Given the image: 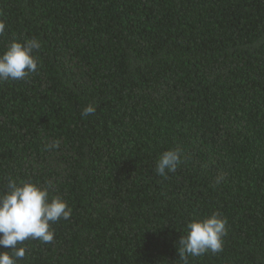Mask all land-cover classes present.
Here are the masks:
<instances>
[{"label":"trees","instance_id":"obj_1","mask_svg":"<svg viewBox=\"0 0 264 264\" xmlns=\"http://www.w3.org/2000/svg\"><path fill=\"white\" fill-rule=\"evenodd\" d=\"M0 20V53L42 43L37 72L0 82V191L50 182L73 209L19 264H183L213 213L223 251L188 264H264V0H0Z\"/></svg>","mask_w":264,"mask_h":264},{"label":"clouds","instance_id":"obj_2","mask_svg":"<svg viewBox=\"0 0 264 264\" xmlns=\"http://www.w3.org/2000/svg\"><path fill=\"white\" fill-rule=\"evenodd\" d=\"M6 24L0 20V35L6 32ZM42 43L36 38L21 41L14 39L7 49L0 53V82L23 80L38 71V58L34 52ZM95 111L92 104L83 107L81 116L87 117ZM60 147L55 139L45 145V150ZM182 150L169 148L156 160L154 172L161 177L174 173L181 164ZM224 180L223 174L216 177V183ZM52 185L42 186L30 180L9 179L5 191H0V264H19L27 255L23 242L38 240L50 243L54 240V223L68 220L73 209L62 197L50 196ZM227 218L213 213L204 218H193L185 226V234L179 239L178 252L183 264L189 258H197L208 252L223 251L227 232Z\"/></svg>","mask_w":264,"mask_h":264}]
</instances>
